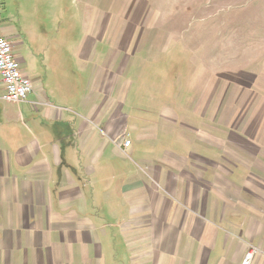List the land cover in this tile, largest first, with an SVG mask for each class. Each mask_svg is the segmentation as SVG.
<instances>
[{"label":"crops","instance_id":"crops-1","mask_svg":"<svg viewBox=\"0 0 264 264\" xmlns=\"http://www.w3.org/2000/svg\"><path fill=\"white\" fill-rule=\"evenodd\" d=\"M19 14L0 33L32 92L8 103L0 78V264H264L254 95L206 78L178 104L166 72L131 77L123 17L87 11L71 47Z\"/></svg>","mask_w":264,"mask_h":264},{"label":"rangeland","instance_id":"rangeland-1","mask_svg":"<svg viewBox=\"0 0 264 264\" xmlns=\"http://www.w3.org/2000/svg\"><path fill=\"white\" fill-rule=\"evenodd\" d=\"M87 11L107 19L109 29L123 17L119 25L130 35L119 39L120 44L134 41L124 63L131 77L153 79L152 74L166 72L168 84L181 82L178 104L190 103L193 93L187 91H200L206 78H213L212 86L239 83L254 95L256 106L261 104L256 116L264 127V0H0V23L3 14L27 15L48 33L68 29L72 47L82 37ZM106 46L100 44L104 50ZM140 103L144 110L146 103ZM157 108L146 111L155 115ZM219 124L220 119L208 125L218 131ZM190 136L180 127L175 132L176 138Z\"/></svg>","mask_w":264,"mask_h":264},{"label":"built area","instance_id":"built-area-1","mask_svg":"<svg viewBox=\"0 0 264 264\" xmlns=\"http://www.w3.org/2000/svg\"><path fill=\"white\" fill-rule=\"evenodd\" d=\"M0 78L4 89L3 100L8 103H19L32 92V83L20 69L13 54L11 43L0 33ZM129 141L123 142V149L128 148ZM251 253L242 264H250Z\"/></svg>","mask_w":264,"mask_h":264}]
</instances>
